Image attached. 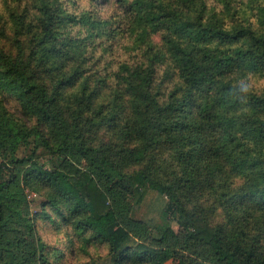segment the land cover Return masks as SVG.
Listing matches in <instances>:
<instances>
[{
	"label": "trees",
	"instance_id": "1",
	"mask_svg": "<svg viewBox=\"0 0 264 264\" xmlns=\"http://www.w3.org/2000/svg\"><path fill=\"white\" fill-rule=\"evenodd\" d=\"M90 1L3 0L0 264H264V0Z\"/></svg>",
	"mask_w": 264,
	"mask_h": 264
},
{
	"label": "rangeland",
	"instance_id": "2",
	"mask_svg": "<svg viewBox=\"0 0 264 264\" xmlns=\"http://www.w3.org/2000/svg\"><path fill=\"white\" fill-rule=\"evenodd\" d=\"M76 5L83 9H91V1L90 0H76ZM7 2H11V0H7ZM4 3L3 0H0V13L3 14V16H7L6 10L3 8ZM93 12L97 13L101 16L103 19H109V17L113 14V7L112 6H94ZM12 107V106H10ZM13 108V107H12ZM60 163V159H54L52 162V166L56 167ZM31 200L30 202V212L31 214L38 213L40 208L39 204L43 201L39 196L31 195L29 197ZM165 199L156 194L155 192H150L145 200L142 202V204L138 207H134L133 211L129 214L132 217L133 221H136L138 223H142L147 232V234L142 233L143 238H139L137 240L145 241L147 243L151 242V239H157L158 236L155 233V229H166L170 227L174 232H179V227L176 225V223L170 219L163 213V207L165 204ZM37 233L38 237L41 240V243L44 245H47L48 247H59V245L62 242H65L66 238L61 235L60 233H57L54 231L53 227H49L42 219H39L37 222ZM41 245V244H39ZM68 246H63L66 255H67V264H77L78 262H81L84 260V257H82L81 254H79V257L68 256ZM94 253L95 250L91 249ZM100 252L101 254L104 253L102 250H96ZM93 255V254H92ZM87 260V259H85ZM84 260V261H85ZM166 264H172L171 262H168Z\"/></svg>",
	"mask_w": 264,
	"mask_h": 264
},
{
	"label": "clouds",
	"instance_id": "3",
	"mask_svg": "<svg viewBox=\"0 0 264 264\" xmlns=\"http://www.w3.org/2000/svg\"><path fill=\"white\" fill-rule=\"evenodd\" d=\"M262 85L264 80H258L251 72H243L234 78L229 92L238 98H243Z\"/></svg>",
	"mask_w": 264,
	"mask_h": 264
}]
</instances>
